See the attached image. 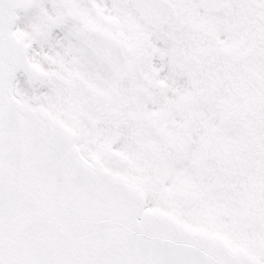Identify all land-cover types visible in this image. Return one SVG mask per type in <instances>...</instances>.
Returning a JSON list of instances; mask_svg holds the SVG:
<instances>
[{
  "label": "snow or ice",
  "instance_id": "1",
  "mask_svg": "<svg viewBox=\"0 0 264 264\" xmlns=\"http://www.w3.org/2000/svg\"><path fill=\"white\" fill-rule=\"evenodd\" d=\"M0 264H264V0H0Z\"/></svg>",
  "mask_w": 264,
  "mask_h": 264
}]
</instances>
